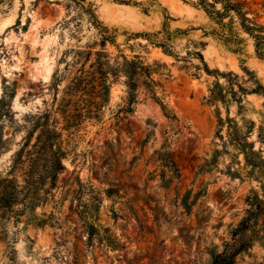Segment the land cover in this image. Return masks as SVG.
<instances>
[{
    "label": "rangeland",
    "instance_id": "rangeland-1",
    "mask_svg": "<svg viewBox=\"0 0 264 264\" xmlns=\"http://www.w3.org/2000/svg\"><path fill=\"white\" fill-rule=\"evenodd\" d=\"M230 1L264 42V0ZM195 3L0 0V264H264V55L237 15ZM88 50L108 87L91 108L65 94ZM124 58L156 83L140 76L129 108ZM41 135L64 153L55 185L50 151L10 172Z\"/></svg>",
    "mask_w": 264,
    "mask_h": 264
},
{
    "label": "trees",
    "instance_id": "trees-1",
    "mask_svg": "<svg viewBox=\"0 0 264 264\" xmlns=\"http://www.w3.org/2000/svg\"><path fill=\"white\" fill-rule=\"evenodd\" d=\"M197 5L201 6L211 17L213 18H222L223 16L229 15V13L233 12L235 15H237L241 19V25L243 28H245L249 33L253 34L256 42V48L259 53V55L263 54V48H264V42L261 35L256 34L255 31H258V29L262 27H258L255 24H249L247 23L248 19L245 17V12L242 11L241 5L239 3H234L230 0H195ZM217 4H221V7L218 9L216 8ZM106 37L103 36V39ZM76 55L82 52H75ZM88 59L91 57L92 54L96 56L93 62H91L88 65V68L85 69L84 67L79 70L78 76H73L70 80V84L67 87L65 94L67 96H71L74 98L79 92H82L83 95L89 96V102L88 105L91 106H98L99 100L103 96V92L107 89V85H105V78L106 73L104 70V61H100V57H104L105 55L103 52H94L92 53L91 50H88L87 52H83ZM87 59V60H88ZM118 70L125 74V76L128 78V81L126 82L127 86V97H126V104L127 108L135 101L136 99V88H137V80L140 78V76H143L144 81L143 83L146 85L147 92L152 93V87L156 85L155 81L150 77L151 71L150 69L143 64V62L139 59H132L127 60L123 59L122 62H119L117 64ZM55 76V73H54ZM136 76V78H133ZM56 78V76H55ZM58 81L59 79H55ZM57 84V83H56ZM6 88H8L9 95L11 97L14 96V88L12 86H7L3 82V90L2 95L0 97V105L6 104ZM153 95V93H152ZM154 97V96H153ZM73 102V101H72ZM70 104V103H68ZM52 111V110H51ZM72 110H70V107L63 112V118L66 123V126H71L72 122L77 119V115H80V113H74ZM91 110H89L90 113ZM3 115H6L5 112L0 110V118L3 117ZM50 116V111L40 112L38 114H33L30 116L31 120L37 121L40 119L47 120ZM34 127H37L36 124H34ZM38 127L42 128H51L50 124L46 125H39ZM46 134H50V130L46 132ZM52 144L50 142V136H39L37 137V141L33 145H29L28 143H23L21 148H19L18 151L14 154L13 163L10 166V172L15 173L18 170H23L26 172V166L27 163L30 161V158L34 156L35 154H46L47 151H50L51 159L49 161V166H47V170H49L52 175H54V178L52 179V184L55 185V180L57 177V174L64 169L63 164L61 163V158L63 157L64 153L58 149L54 151L52 149ZM252 165V164H251ZM26 183L32 184V181L25 180ZM250 206L253 208H259V203L261 200L259 198H251L248 200ZM250 212V211H249ZM219 258V260H218ZM217 260H215L214 264H231L233 256L231 254H226V252L219 256Z\"/></svg>",
    "mask_w": 264,
    "mask_h": 264
},
{
    "label": "bare ground",
    "instance_id": "bare-ground-1",
    "mask_svg": "<svg viewBox=\"0 0 264 264\" xmlns=\"http://www.w3.org/2000/svg\"><path fill=\"white\" fill-rule=\"evenodd\" d=\"M50 74H51V69L50 68L45 69V72L43 74L44 79L45 80L48 79Z\"/></svg>",
    "mask_w": 264,
    "mask_h": 264
}]
</instances>
